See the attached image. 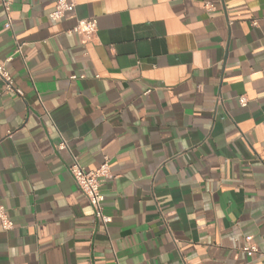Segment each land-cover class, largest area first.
Returning a JSON list of instances; mask_svg holds the SVG:
<instances>
[{
    "label": "crops",
    "instance_id": "0c3cea01",
    "mask_svg": "<svg viewBox=\"0 0 264 264\" xmlns=\"http://www.w3.org/2000/svg\"><path fill=\"white\" fill-rule=\"evenodd\" d=\"M56 1L0 0V264H264V0Z\"/></svg>",
    "mask_w": 264,
    "mask_h": 264
},
{
    "label": "built area",
    "instance_id": "2783aa9c",
    "mask_svg": "<svg viewBox=\"0 0 264 264\" xmlns=\"http://www.w3.org/2000/svg\"><path fill=\"white\" fill-rule=\"evenodd\" d=\"M206 7L210 9L212 4L207 2ZM4 8L8 15L7 21L5 22V27H10V18L8 14L9 8L7 2L4 3ZM75 8L76 0H57L53 10L48 14V16L52 20H59L68 14L73 13ZM96 31L97 23L94 17L78 19L69 29V32L78 34L84 40H91L94 37ZM20 45L21 44L17 43L15 52H20ZM71 78H76V76L72 75ZM0 80L4 82L5 90L15 91L21 94V91L14 87L13 79L7 71L4 63H0ZM238 102L241 106H245L247 103V98L244 95H241L238 98ZM58 147L66 148V141L61 139V141L58 143ZM68 171L76 183L78 189L87 198L94 218L103 226H106L110 222V217L103 212V195L100 191V186L104 179L111 177L108 160L105 159L97 168L93 170H87L77 161L74 156H72V161L68 165ZM0 225L5 230L13 228V223L7 216L2 204H0ZM244 241L245 243L241 247L242 251L247 254H256L259 257H264V249L260 250L256 244L252 242L251 235L245 236Z\"/></svg>",
    "mask_w": 264,
    "mask_h": 264
}]
</instances>
